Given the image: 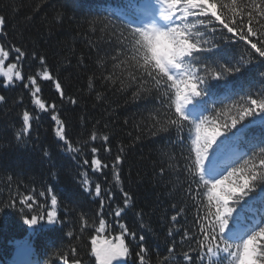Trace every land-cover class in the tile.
Listing matches in <instances>:
<instances>
[{"label":"trees","instance_id":"1","mask_svg":"<svg viewBox=\"0 0 264 264\" xmlns=\"http://www.w3.org/2000/svg\"><path fill=\"white\" fill-rule=\"evenodd\" d=\"M167 2L173 7L165 20L162 0H0L5 21L0 46L10 51L3 71L16 63L13 72L22 76H13L6 87L7 78L0 74V96L5 98L0 101V264H10L18 248H28L26 264H97L92 240L115 239L121 225L135 234V239L125 236V264H141V255L143 264H232L226 253L209 258L207 246L200 243L208 202L199 194L203 185L193 181L201 174L193 171L191 123L215 118L222 125L202 173L210 183L264 151V112L245 117L230 130L223 127L230 115H217L249 97L264 99V57L214 18L192 17L196 14L188 9L208 6L209 0ZM230 2L217 0L218 10L220 3ZM151 11H158L166 23L158 32ZM209 19L212 24H207ZM253 26L264 31L259 23ZM198 46L211 49L197 53ZM15 48L25 54L22 61H17ZM185 63L192 65L197 82L206 78L201 95L190 98L191 108L183 105V116L191 123L179 133L172 126L160 131L176 103L182 104L181 93L192 90ZM206 68L223 74L212 79ZM225 68L239 70L229 73ZM45 69L53 80L43 78ZM29 76L37 80V95L49 111L35 105ZM55 82L61 84L63 97ZM164 92L171 94V111ZM53 105L67 144L56 136ZM26 111L31 119L24 131ZM105 135L108 141L101 139ZM117 155L121 160L114 174ZM94 157L107 167L94 171ZM229 192L228 187L218 189L220 202ZM53 195L57 216L50 224ZM27 197L32 199L22 204ZM229 204L233 211L226 217L223 240L239 244L264 228V181ZM116 211H121L119 217ZM32 216L38 223L25 224Z\"/></svg>","mask_w":264,"mask_h":264},{"label":"snow or ice","instance_id":"2","mask_svg":"<svg viewBox=\"0 0 264 264\" xmlns=\"http://www.w3.org/2000/svg\"><path fill=\"white\" fill-rule=\"evenodd\" d=\"M163 8L161 10V17L165 20L169 19L171 14L172 5L167 2V0H162ZM177 15H179L180 6L177 5ZM226 10V11H224ZM195 13V16L192 17H212L215 21H218L222 26V29H226L227 33L233 34L239 41L245 42L251 49V51L259 56L264 57V31H259L254 25V23H259L262 28H264V0H249L248 3L240 4L238 0H231L229 4L220 3L219 10L217 0H209V5H200L198 7H193L188 9ZM215 12V15H213ZM219 17V18H218ZM4 18L0 17V28H2L4 24ZM213 20L209 19L207 24H212ZM203 27H207L206 24ZM191 36V33H189ZM231 38V37H229ZM209 48H204L202 46H198L197 53L209 50ZM17 54V61H22L24 57V53L20 48L14 49ZM10 55V51L6 50L4 47L0 46V74L7 78L6 87L13 83V76L17 80L22 79L21 73L19 71L13 72V69L17 68L16 63H12L8 65V70L3 71V66L5 60ZM190 59V58H189ZM44 61L41 58V65H43ZM239 69H228L225 68L226 72L238 71ZM147 71V70H146ZM183 71L189 75V78L192 82V90L191 92L185 94L181 93V99L183 100V104L176 103L175 111L171 112V115L168 118L167 124L160 128V131H167L168 126L175 127L177 132L179 133L182 128L191 123L183 116V105L190 102V98L192 96H200V85L201 82L204 83V77L200 78V82H197V76L195 75L194 70L192 69V65L190 63H185L183 67ZM206 72L209 73V77L212 79H219L222 76V72L217 71L215 69H205ZM132 74L130 73V76ZM43 78L45 80H53V76L49 74V72L45 69L43 72ZM29 84L32 91V96L35 97L34 103L39 107V109L44 111H49V109L45 108V104L41 101L39 96L37 95L41 89L37 86V80L34 77H28ZM29 84H25L26 88H29ZM55 89L57 92L64 96V93L61 89V84L59 82H55ZM163 95L167 96V103L169 105V110L172 108L171 94L168 92H164ZM5 98L0 96V101H3ZM71 103H75V101L69 100ZM50 111L53 113L51 115V119L56 123L57 131L56 136L67 144L66 133L63 127V122L55 113V105L51 106ZM264 112V99H257L255 97H249L246 100V103L240 105H233L230 108L223 109L219 113L218 116H227L230 115V122H224L223 127L226 130H230L234 128L240 121H242L245 117L252 115L254 113ZM175 117V118H172ZM30 115L26 111L23 114V128L24 131L28 130L30 123ZM194 129V138L192 139V143L195 144V156L194 164L196 167L193 171H198L201 176L200 179L197 180L195 176H193V181L197 184H202L203 188L199 193L201 196L206 195L207 197V212L205 213L204 219L201 222L200 228L204 233V239L200 242L202 245L207 246V255L208 257L217 256L220 252L228 254L229 257L232 258V264H242V261L248 260L251 264H264V228H260L258 231L256 230L254 233L249 235L246 239H244L239 244H230L228 241L223 240V233L226 230V226L228 224V220L226 217L232 213L233 207L230 206L229 201H233L234 197L238 193H244L246 189L254 185L257 181H264V151H261L254 155V158L245 161L240 167H234L231 171L227 172V175L222 176L220 179H216L215 182H208L203 179L202 173L205 169L206 159L209 154V149L216 142L217 137L221 135V124L217 123L215 118H205L198 124H192ZM92 140H96V134H93L91 137ZM103 141H108V137L105 135L101 137ZM71 148V145H68ZM107 151V149H105ZM91 152L93 154L98 152L97 147H92ZM121 157L117 155L115 157V161L113 164L114 174L119 167ZM85 164L89 162L87 160L84 161ZM91 166L94 171H100L102 167H107L106 164L102 165L101 160L98 158L91 159ZM235 177V180L233 178ZM116 182L119 183L118 174L115 176ZM227 182V186H226ZM86 183V182H85ZM221 186L230 188V192L228 195L223 197V202H220L217 192ZM206 189V192L204 191ZM96 195L99 196L101 193L100 186H96ZM40 195H44V193H40ZM125 195V204L129 203L130 198ZM32 198L27 197L25 201H21V203H26L30 201ZM51 205L52 211L47 212L48 223H55L57 212V198L55 195L51 197ZM31 207V204H29ZM121 215V211H116L115 216L119 217ZM42 219V217H41ZM173 221L177 220L176 216L172 217ZM25 224L35 225L38 223V219L36 216H32L31 219H26L24 221ZM100 227L103 229L104 221H100ZM123 229L121 235L115 237L113 240H103L98 241L97 239L92 240V253L96 256L99 264H113V261H117V264H123V257H126L129 254L128 246L125 243V236L129 235L133 239H135L134 233H128L127 229L121 225ZM143 240V237H140ZM223 244L221 248L220 245ZM143 249H141V253ZM141 264H143V256L141 255Z\"/></svg>","mask_w":264,"mask_h":264},{"label":"rangeland","instance_id":"3","mask_svg":"<svg viewBox=\"0 0 264 264\" xmlns=\"http://www.w3.org/2000/svg\"><path fill=\"white\" fill-rule=\"evenodd\" d=\"M151 17H152L151 21H153V25H154V27H155L157 30H159V29L165 27L166 23H165V21L159 16V12H158V11H151ZM163 57H164V60H165L166 62L170 61L166 54H163ZM181 103L183 104V100L181 101ZM184 108H185L186 110H188V109L191 108V105H190L189 103L184 104ZM19 255H20V256L17 258V261L20 260V259L23 257V256H22V253H19ZM96 260H97V258H96ZM18 262H19V261H18ZM97 264H99V261H98V260H97ZM113 264H117V261H113ZM123 264H125V263H124V257H123Z\"/></svg>","mask_w":264,"mask_h":264},{"label":"clouds","instance_id":"4","mask_svg":"<svg viewBox=\"0 0 264 264\" xmlns=\"http://www.w3.org/2000/svg\"><path fill=\"white\" fill-rule=\"evenodd\" d=\"M197 43H199V42L197 41ZM149 68H150V65H148L147 67H145V70H149Z\"/></svg>","mask_w":264,"mask_h":264}]
</instances>
